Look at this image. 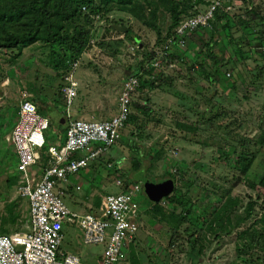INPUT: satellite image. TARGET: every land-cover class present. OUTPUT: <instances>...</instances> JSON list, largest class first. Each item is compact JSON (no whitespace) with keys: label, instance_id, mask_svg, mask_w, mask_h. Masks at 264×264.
<instances>
[{"label":"rangeland","instance_id":"obj_1","mask_svg":"<svg viewBox=\"0 0 264 264\" xmlns=\"http://www.w3.org/2000/svg\"><path fill=\"white\" fill-rule=\"evenodd\" d=\"M147 1L133 0L129 6ZM150 1L160 7L157 22L164 36L172 23L167 7L172 0ZM194 2L185 0V5ZM247 4L252 8L244 4L233 14L220 10L212 28L194 31L184 48L171 52L175 66H164L162 74L157 70V78L150 79L156 84L134 95L132 116L137 120L132 117L121 129V140L108 154L79 171L83 184L74 182L73 191L65 189L66 204H77L85 212L89 210L85 202L98 209L105 195L140 186L136 199L147 229L133 225L130 241L141 264H253L256 254L264 255V183H259L264 177V0ZM98 15L104 25L93 17L91 24L87 18H76L69 26L70 30L92 28L75 74L81 93L77 97L84 100L83 115L75 118L113 116L124 80L145 52L159 46L155 29L133 14L116 8ZM117 26L131 28L134 39L126 38ZM101 28L105 30L98 37L96 30ZM50 49L37 42L18 58L16 49H0V234L29 229V199L18 193L17 158L6 141L25 94L50 119L45 130L48 143H64L57 126L67 120L66 100L57 90L61 93L65 76L61 78L51 64ZM77 97L71 105L73 115H77ZM245 154H253V161L243 172ZM172 176L177 180L175 193L185 205L179 206L178 211L185 212L175 233L168 225L157 228L147 221L151 200L142 182ZM77 191L80 195L75 196ZM251 200L255 202L252 215L241 220ZM163 204L171 206L167 201ZM70 229L71 237L63 240L65 249L81 250L77 252L81 264H101L95 254L103 252L104 244H85L80 227ZM128 256L127 246L123 264H129Z\"/></svg>","mask_w":264,"mask_h":264},{"label":"built area","instance_id":"obj_2","mask_svg":"<svg viewBox=\"0 0 264 264\" xmlns=\"http://www.w3.org/2000/svg\"><path fill=\"white\" fill-rule=\"evenodd\" d=\"M247 1L208 0L196 7L197 12L184 17L175 32L153 50L155 55L145 67L173 68L175 64L169 55L176 47L184 48L194 31L212 28L218 11L233 14L244 4L251 9ZM95 19L102 20L100 15ZM101 24L104 25L103 20ZM104 30L97 29V36L102 37ZM79 62L73 63L61 89L67 117L64 143H48L45 130L50 126V119L40 113L28 94L19 101L17 122L7 140L17 156L16 166L21 176L18 193L29 199V229L0 234V264H81L78 254L63 248L65 224L79 226L85 244H104L101 264H123L126 244L133 237V222L139 215L136 195L140 186L105 195L98 209L88 212L71 210L66 204L65 189L72 175L108 154L121 140V129L132 114V101L140 80L137 75L124 80L118 109L113 116L104 120L75 118L71 105L78 94L75 72ZM42 153L47 156V164L41 161ZM38 165L42 166L38 168Z\"/></svg>","mask_w":264,"mask_h":264},{"label":"trees","instance_id":"obj_3","mask_svg":"<svg viewBox=\"0 0 264 264\" xmlns=\"http://www.w3.org/2000/svg\"><path fill=\"white\" fill-rule=\"evenodd\" d=\"M207 1L196 0V2L187 6L185 5V0H172V3L167 5L172 16V23L169 26L168 33L163 36V31L157 22V9H160V7L152 6L150 0L147 1L148 4L146 5L135 3L134 7L129 6L132 5L133 0H0V49H16L17 53L15 56L18 58L27 46L37 42L49 45L51 48V64L59 72L58 75L63 78L88 46L90 41L88 36H90L92 29L85 26H75L73 30H70L69 26L72 20L87 18L89 24H91L92 21L94 22L93 17L95 18L98 14L104 16L107 13L110 14L111 10L118 8L123 12L126 11L131 15L133 14L144 25L155 29L157 33L156 44L160 45L167 36L175 32L176 27L184 17L195 14L198 10L196 7L204 5ZM162 2L166 3V0ZM102 3L106 4L105 6L107 7L101 6ZM109 3H113L111 7L108 6L110 5ZM146 8H149V13L146 12ZM219 12L216 16H218ZM100 18H102L101 15ZM113 29L117 28L113 27ZM123 34H125L126 38H133L131 28H128ZM154 55L153 50L145 52L143 54L144 58L139 61L137 67H134L130 74L139 77L140 86L138 90L144 86L149 88L154 86L155 81L150 79L157 78V70L160 69L152 66L145 67L146 64L151 62ZM160 74H162L161 70ZM146 100L148 101V98ZM149 112L150 110H148ZM132 117L131 114L128 122ZM133 119L137 120V117L135 116ZM140 127L143 128V125ZM57 128L65 138L67 125L59 124ZM244 157L242 169L243 172H246L253 161V154L251 156L245 154ZM41 161L43 164H47V156L44 153H42ZM171 179L174 180L176 185V176H172ZM259 183H264L263 176L259 178ZM163 201H167L171 206H165ZM254 203L253 200L247 203L245 207L247 212L241 220L247 219L252 215ZM150 205L151 207L146 210L148 213L146 216L148 218L147 221H150L151 224L158 227L163 224L169 225L172 228V233H175L181 227L185 211L182 209L179 212L178 209L179 206L183 207L185 205L184 200L175 193V188L169 196L158 202L151 201ZM262 220L264 221V218ZM127 246L129 248L130 264H141L134 243L130 241ZM252 263L264 264V255L256 254Z\"/></svg>","mask_w":264,"mask_h":264},{"label":"crops","instance_id":"obj_4","mask_svg":"<svg viewBox=\"0 0 264 264\" xmlns=\"http://www.w3.org/2000/svg\"><path fill=\"white\" fill-rule=\"evenodd\" d=\"M80 64V63H79ZM76 71H77V69H76ZM75 74H76V72H75ZM77 80V79H76ZM77 82H78V87H79V85H80V83H79V81L77 80ZM58 92H57V94H59L62 98H63V96L61 95V93H59V90H57ZM77 92H79V89H78V91ZM77 96L79 97V98H81V93H78L77 94ZM77 97V98H78ZM75 99V102H76V108H75V110H76V114L77 115H73V113L74 112H72V110H71V114H72V116L74 117H76V116H78L79 114L80 115H83V102H84V100H80L79 98L78 99ZM81 101H82V104H80L81 103ZM103 101V100H102ZM79 104H80V106H79ZM97 107H99V102H98V104L96 105ZM103 108H104V106H103ZM101 112H100V114L102 115V111H103V109L102 110H100ZM0 113H1V110H0ZM88 114V117L89 118H91L92 117V115L91 114H93V113H91V114H89V113H87ZM94 114H96L95 112H94ZM0 116H2L1 114H0ZM104 117H106L105 115H103ZM101 117V116H100ZM80 118H83V117H80ZM86 119V118H85ZM67 123V120H66V122L65 123H62V124H64V125H67L66 124ZM51 124V123H50ZM14 125H15V123L13 122L12 123V125H11V127H10V130L12 131V129H13V127H14ZM9 130V133H7L8 135H10V133H11V131ZM58 134L59 135H61V133L58 131ZM64 136V135H63ZM8 137V136H7ZM7 137H6V141H8L7 140ZM58 141H60V140H58ZM12 146V145H11ZM13 147V146H12ZM14 148V147H13ZM14 152H15V150H14ZM15 155H16V152H15ZM16 158H17V156H16ZM83 180V178H82V176L80 175V172L79 173H77L76 175L74 174V175H72L71 177H70V180H69V182H68V190L71 188L70 187V185H72V183L74 184V182H77L78 184L77 185H79L80 186V184H83L84 182L82 181ZM70 191H73V189L71 188L70 189ZM76 193H78L79 195H80V192L79 191H77V192H75V193H73L75 196H76ZM65 199H66V201H67V197H65ZM101 203V202H100ZM69 204H71V207H70V205H68V207L71 209V210H73V211H78V212H80L81 211V209H82V207H80L79 205H77V204H74V203H69ZM89 203H87V202H85V204H84V206L85 207H89V210H87V208H85L87 211H85V212H88V211H90V210H93V211H95V210H97V209H95L93 206H90V205H88ZM134 227L136 228L137 227V225H141V226H143V227H145V229H147L146 228V225H145V222L141 219V215H140V213H139V215L134 219ZM145 225V226H144ZM71 226H73V227H75L74 225H71V224H65L64 225V238H65V236H66V238H70L71 237V229H70V227ZM163 226V225H162ZM162 226H155L154 225V227H157V228H161ZM169 226V225H168ZM128 244V243H127ZM127 246V245H126ZM63 248L65 249V247L63 246ZM65 250H67V251H69V252H73V253H76V254H78L79 256H80V254L79 253H77V252H79V251H81V250H76L77 252H75V251H71V250H68V249H65ZM103 251H104V249H103ZM99 259L100 258H102V255H103V252H101V253H96L95 254ZM81 257V256H80ZM129 257V256H128ZM129 262V261H128ZM129 264H130V262H129Z\"/></svg>","mask_w":264,"mask_h":264},{"label":"water","instance_id":"obj_5","mask_svg":"<svg viewBox=\"0 0 264 264\" xmlns=\"http://www.w3.org/2000/svg\"><path fill=\"white\" fill-rule=\"evenodd\" d=\"M120 32L125 33L127 31L126 26H117ZM145 185V191L149 199L153 202H158L166 196H169L175 188V182L171 178L162 179L158 182H153L152 180L142 179Z\"/></svg>","mask_w":264,"mask_h":264}]
</instances>
